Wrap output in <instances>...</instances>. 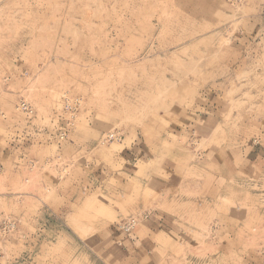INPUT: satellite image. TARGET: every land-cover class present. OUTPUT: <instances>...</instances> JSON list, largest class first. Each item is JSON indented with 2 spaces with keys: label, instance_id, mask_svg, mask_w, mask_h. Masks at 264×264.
<instances>
[{
  "label": "rangeland",
  "instance_id": "374dc122",
  "mask_svg": "<svg viewBox=\"0 0 264 264\" xmlns=\"http://www.w3.org/2000/svg\"><path fill=\"white\" fill-rule=\"evenodd\" d=\"M0 264H264V0H0Z\"/></svg>",
  "mask_w": 264,
  "mask_h": 264
},
{
  "label": "built area",
  "instance_id": "2783aa9c",
  "mask_svg": "<svg viewBox=\"0 0 264 264\" xmlns=\"http://www.w3.org/2000/svg\"><path fill=\"white\" fill-rule=\"evenodd\" d=\"M19 109L28 116V118L32 117L34 115L35 111L34 109L26 102H21L19 105ZM136 225V221L134 218H129L121 222V224L118 225V229L122 233H129L133 230V228Z\"/></svg>",
  "mask_w": 264,
  "mask_h": 264
},
{
  "label": "crops",
  "instance_id": "0c3cea01",
  "mask_svg": "<svg viewBox=\"0 0 264 264\" xmlns=\"http://www.w3.org/2000/svg\"><path fill=\"white\" fill-rule=\"evenodd\" d=\"M15 145H18V142H16V143L14 142V143L11 144L12 147H13V146L15 147ZM19 148L24 149V147L22 146V143H21V145L19 146Z\"/></svg>",
  "mask_w": 264,
  "mask_h": 264
}]
</instances>
